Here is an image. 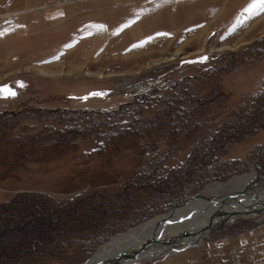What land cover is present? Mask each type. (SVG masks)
I'll use <instances>...</instances> for the list:
<instances>
[{
  "label": "rangeland",
  "instance_id": "1",
  "mask_svg": "<svg viewBox=\"0 0 264 264\" xmlns=\"http://www.w3.org/2000/svg\"><path fill=\"white\" fill-rule=\"evenodd\" d=\"M249 3L0 0V87L16 92L0 96V206L18 193L35 203L31 214L0 219L30 217L43 201L59 211L85 196L94 205L90 227H126L89 258L113 235L206 184L253 168L264 173V13L248 19ZM56 8L61 22L52 28L47 13ZM187 175L196 189L172 205L170 197L186 188L173 184ZM259 191L264 183L254 187ZM262 223L264 214L236 217L129 264L183 261L224 235L254 241ZM97 229L57 234L61 250L36 246L24 256L8 252L1 239L0 264H60ZM18 237L10 235L11 247Z\"/></svg>",
  "mask_w": 264,
  "mask_h": 264
},
{
  "label": "bare ground",
  "instance_id": "2",
  "mask_svg": "<svg viewBox=\"0 0 264 264\" xmlns=\"http://www.w3.org/2000/svg\"><path fill=\"white\" fill-rule=\"evenodd\" d=\"M257 171L253 168L226 181L206 184L200 193L190 195L168 210L173 213H168L172 217L165 222L159 221L160 214L113 235L90 256L89 264H129L135 260L161 256L172 251V244L186 243L204 235L212 226L223 225L240 216L264 214V191L253 192L256 185L264 183V176ZM239 191H243L244 196L236 201V207H232L230 194Z\"/></svg>",
  "mask_w": 264,
  "mask_h": 264
},
{
  "label": "trees",
  "instance_id": "3",
  "mask_svg": "<svg viewBox=\"0 0 264 264\" xmlns=\"http://www.w3.org/2000/svg\"><path fill=\"white\" fill-rule=\"evenodd\" d=\"M263 90V89H262ZM259 92V99H264V93L263 91ZM180 101L183 99L179 96ZM175 102V100H174ZM173 103V102H172ZM86 111V110H84ZM93 110H87V113L91 112ZM79 112V111H78ZM83 112V111H82ZM84 113V112H83ZM99 121H94L93 124H98ZM205 140V139H204ZM207 156V155H205ZM200 166H203L202 174L207 172V169L205 168L206 164L203 165V163H199ZM200 169V171L202 170ZM195 170V168H188V172L190 171V174ZM189 174V173H188ZM207 174V173H206ZM202 175V176H203ZM187 175L184 180L176 181L175 184L177 186H183L186 187L184 191H181L179 193H176L172 195L170 198H172V205H175L177 202H180L183 200V198L186 196L187 192L193 191V189H196L195 186H188V184L191 182L190 177ZM202 178V177H201ZM203 180H207V176L204 175ZM203 182H201L202 184ZM189 191V192H190ZM21 193L16 194L11 200L5 202L2 206H0V218H6L4 217L5 214H8L9 212L12 214L8 218H15L18 216H21L23 214H26L27 212L31 214L30 212V205L34 200H26V199H19V196H21ZM85 196H81L79 198L73 199L70 201V203L66 206H64L59 211H56L54 207L49 206L47 202L43 201L44 207L40 202L41 208L36 209L35 211H38V213H33L30 217H21L14 220H11L8 222V220H1L0 219V240L4 239L3 246L6 248L8 252L17 253V252H23V256L25 253H29L31 251L37 250L36 246L38 247H47V249H54L61 250L63 246V242L59 245L56 244V235L61 234L64 235L65 233L69 232H78L82 231L83 229H87L88 231H95L94 229H97L99 226L98 224H95L93 227H90L88 224L90 223L86 218L89 216L90 210L94 208V205L91 204L90 201H87L85 199ZM98 204H101V201ZM37 204V203H36ZM49 206V207H47ZM35 207H38L37 205ZM49 208V209H48ZM98 210H101V206L98 205ZM56 212H58L56 214ZM126 228L125 225H119L117 223H112L111 225H107L102 228H98L95 233H89L92 236L91 239L88 241H85L82 246H78L76 250L72 252L71 255L65 256L62 261H60V264H78L80 261L87 258V256L90 254L91 250L102 240L106 239L110 234H112L115 231H119ZM21 236L18 238H14V241H16L15 247H11L10 245V235H17ZM47 235V236H46ZM61 235V236H62ZM95 239H94V237ZM43 236V237H42ZM100 237L97 241L96 238ZM8 241V243H7ZM7 244V246H6ZM57 245L59 247L57 248ZM30 247L33 249L31 250ZM9 257V256H8ZM29 256L27 255V258ZM4 257L2 256L1 248H0V261ZM25 258V257H24ZM25 260H28L25 258ZM43 260V259H42ZM9 261H6L5 264H10ZM20 264V263H19Z\"/></svg>",
  "mask_w": 264,
  "mask_h": 264
},
{
  "label": "built area",
  "instance_id": "4",
  "mask_svg": "<svg viewBox=\"0 0 264 264\" xmlns=\"http://www.w3.org/2000/svg\"><path fill=\"white\" fill-rule=\"evenodd\" d=\"M257 239L241 247L230 246L218 252L205 246L199 254L186 257L184 264H264V223L256 228Z\"/></svg>",
  "mask_w": 264,
  "mask_h": 264
},
{
  "label": "crops",
  "instance_id": "5",
  "mask_svg": "<svg viewBox=\"0 0 264 264\" xmlns=\"http://www.w3.org/2000/svg\"><path fill=\"white\" fill-rule=\"evenodd\" d=\"M62 10L61 8H56L54 10H51L47 13V19L50 20L51 24L50 27L52 28H57L59 26L57 25H60L58 22H61V15H62ZM57 26V27H56ZM73 29L70 31L72 36H76L77 37V33L79 31V25L78 24H74L72 25ZM71 44V43H70ZM100 44H102V42H100ZM181 44V43H180ZM184 44V43H183ZM181 46H177V47H182ZM257 235L256 237H253V239H257ZM245 239V238H244ZM252 239V238H251ZM248 241H245L244 244H246ZM243 243H241V240H237L236 242L234 240H231L229 239L228 235H224L222 238H220L219 240H216V241H212V242H209L207 245L205 246H210L211 248L215 249V250H222V249H226L230 246H237V247H241L243 246L242 245ZM197 252L196 253H193V252H188L187 254L190 255V254H198L200 253L201 249L200 250H196ZM180 257H183V256H169L168 258L164 259V260H159L157 262H154L152 264H184V259L183 261H180Z\"/></svg>",
  "mask_w": 264,
  "mask_h": 264
},
{
  "label": "snow or ice",
  "instance_id": "6",
  "mask_svg": "<svg viewBox=\"0 0 264 264\" xmlns=\"http://www.w3.org/2000/svg\"><path fill=\"white\" fill-rule=\"evenodd\" d=\"M246 13H248L247 18L251 19L253 16L259 15L261 13H264V0H250V3L248 6H246L245 10ZM103 27V26H100ZM205 59V58H201ZM20 86H23L21 82ZM16 92L9 88L7 85H4L0 87V96H15Z\"/></svg>",
  "mask_w": 264,
  "mask_h": 264
},
{
  "label": "water",
  "instance_id": "7",
  "mask_svg": "<svg viewBox=\"0 0 264 264\" xmlns=\"http://www.w3.org/2000/svg\"><path fill=\"white\" fill-rule=\"evenodd\" d=\"M264 149V147L263 148H261V150L260 151H262ZM257 173H261V172H259V171H257ZM263 175H264V173H262ZM201 192V190H199L198 192H196V193H200ZM230 196H231V198H233V202H232V204H230V205H232V207H236L237 206V204H235L236 203V201L237 200H239V198L241 197V196H244V194H243V191H239L238 193H233V194H230ZM224 197V196H223ZM174 208V207H173ZM228 208V206L227 207H225L224 209H227ZM168 213H173V212H165L164 214H161L159 217H160V222L162 221V222H165L167 219H169L170 217H172V216H169V214ZM195 212L193 211V214H194ZM191 214V213H190ZM162 219V220H161ZM219 226H221V225H219ZM218 225L217 226H212V228H210L208 231H210L211 229H215V228H217V227H219ZM208 231H207V233H208ZM187 247H190L189 245L188 246H183V248H181L182 250L183 249H185V248H187ZM93 253H95V251L93 252ZM91 257H89V258H87L86 260H84L83 262H81L80 264H89V261L91 260L90 259ZM97 264H102V263H97Z\"/></svg>",
  "mask_w": 264,
  "mask_h": 264
}]
</instances>
